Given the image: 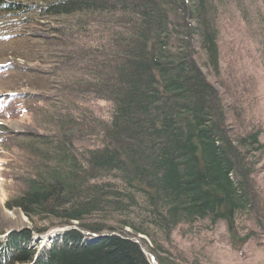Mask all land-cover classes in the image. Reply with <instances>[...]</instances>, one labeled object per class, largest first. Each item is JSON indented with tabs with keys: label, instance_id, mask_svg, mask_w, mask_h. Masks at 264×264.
Returning <instances> with one entry per match:
<instances>
[{
	"label": "trees",
	"instance_id": "16d2710c",
	"mask_svg": "<svg viewBox=\"0 0 264 264\" xmlns=\"http://www.w3.org/2000/svg\"><path fill=\"white\" fill-rule=\"evenodd\" d=\"M0 14L7 56L25 63L0 66L9 104L41 130L5 134L31 171L9 208L39 235L69 227L37 251L31 231L7 236L0 264H151L145 251L155 264H201L170 253L172 237L223 224L241 253L264 235V130L246 120L264 0H0Z\"/></svg>",
	"mask_w": 264,
	"mask_h": 264
},
{
	"label": "rangeland",
	"instance_id": "374dc122",
	"mask_svg": "<svg viewBox=\"0 0 264 264\" xmlns=\"http://www.w3.org/2000/svg\"><path fill=\"white\" fill-rule=\"evenodd\" d=\"M2 1L7 2V0ZM1 17H4V15L0 14V18ZM6 18L8 20L7 16ZM35 32L36 33L32 34L33 37L38 38L44 35L40 29ZM231 38L234 41V37L231 36ZM12 46L13 45L7 41L0 42V50L3 51V53L0 54V66L9 64H17L19 66L25 65L22 60H16L7 56L8 52L12 51ZM242 46L247 47L246 43L242 44ZM17 48L19 49L18 46ZM223 50L225 49H221V55L227 57L228 51L225 50L224 52ZM241 58H243V56ZM242 61L239 59L238 64L239 66L243 65V68L249 65H255L250 61H246V59L244 62ZM230 62L232 63V59H230ZM248 68L250 70V67ZM201 72L207 80L212 82L205 70L201 69ZM250 72L252 71L250 70ZM252 73L253 81L254 75L257 74L256 93H258L259 96L258 100L254 99L256 102L253 104L249 117L246 116V120L250 122V124H256L257 122L264 130V68L260 66L258 71L256 70ZM215 86L216 88L218 87L216 84ZM10 87L15 88L12 83L7 82L6 78L0 79V243L4 242L6 237L11 234L20 235L24 231H31L30 249L36 251L43 248L49 249L50 246L57 241L58 236L69 227H60L54 222L50 228H47L45 232L39 235L34 233V223L30 222L18 208H9L10 205H12L14 197L21 189L17 184V180L26 173L31 174L29 168L26 167V159H22V156L25 155L17 149L16 145L12 146L14 139L11 137L25 139L22 140V142H25L26 139L29 140L32 136L41 134V130L34 127L33 122L35 118H31L23 113H18V111L13 110L12 104H9L11 101L10 99L13 97L10 91L11 89H9ZM19 92L29 93L30 90L23 88ZM46 105L53 106L50 102L46 103ZM44 108L46 109V107L43 106L42 109L39 108L38 110L41 111L44 110ZM1 128H4V130H1ZM6 133H9L11 137L6 136ZM261 141L264 143V135L261 136ZM16 144H18V141H16ZM254 180L264 195V153L262 155L261 164L257 167ZM2 211L8 213L18 212L25 219V224L20 226L15 223L16 226L7 218L3 217ZM73 227L74 226L70 228ZM126 231L129 232L128 230ZM254 232L257 234L256 231ZM199 236L200 238L197 236L193 238L174 236L172 237V246L167 247V250L172 254L179 252V256H181L185 262L196 258V260H200L201 264H264V235H261L258 239H254L257 241H250L244 245L241 253H237V251L231 249L227 232L223 224H219L212 234L202 233ZM94 238L93 236H86L84 241L89 243ZM205 238L207 243L204 241ZM143 240H145V238ZM146 242H148L147 239ZM145 255L150 260L151 264H155L152 256L148 255L147 251H145Z\"/></svg>",
	"mask_w": 264,
	"mask_h": 264
},
{
	"label": "bare ground",
	"instance_id": "6f19581e",
	"mask_svg": "<svg viewBox=\"0 0 264 264\" xmlns=\"http://www.w3.org/2000/svg\"><path fill=\"white\" fill-rule=\"evenodd\" d=\"M1 209H2V206H1ZM2 215H3V217L7 218L9 221H11L14 224L17 223V225H20V226H23L25 224L24 223L25 219L18 212L8 213L5 211L4 212L2 211Z\"/></svg>",
	"mask_w": 264,
	"mask_h": 264
}]
</instances>
